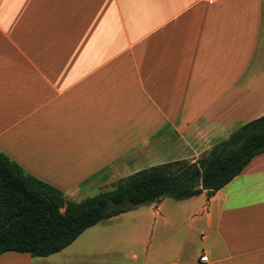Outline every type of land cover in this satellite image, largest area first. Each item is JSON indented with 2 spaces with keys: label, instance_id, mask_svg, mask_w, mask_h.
<instances>
[{
  "label": "crops",
  "instance_id": "1",
  "mask_svg": "<svg viewBox=\"0 0 264 264\" xmlns=\"http://www.w3.org/2000/svg\"><path fill=\"white\" fill-rule=\"evenodd\" d=\"M262 115L264 0H0V151L68 200L194 163ZM0 264H264V151L209 198Z\"/></svg>",
  "mask_w": 264,
  "mask_h": 264
},
{
  "label": "trees",
  "instance_id": "2",
  "mask_svg": "<svg viewBox=\"0 0 264 264\" xmlns=\"http://www.w3.org/2000/svg\"><path fill=\"white\" fill-rule=\"evenodd\" d=\"M264 151V115L217 142L194 163L175 161L138 171L111 191L76 202L25 173L0 151V254L46 257L70 245L87 228L163 197L209 198Z\"/></svg>",
  "mask_w": 264,
  "mask_h": 264
},
{
  "label": "rangeland",
  "instance_id": "3",
  "mask_svg": "<svg viewBox=\"0 0 264 264\" xmlns=\"http://www.w3.org/2000/svg\"><path fill=\"white\" fill-rule=\"evenodd\" d=\"M115 187V183L112 185H106L104 187H98V189L96 191H94V193L101 192V191H106V190H110L112 188ZM84 197V198H83ZM83 199H85V196H81V198L76 199V202L82 201ZM144 206V205H143ZM143 210V209H140Z\"/></svg>",
  "mask_w": 264,
  "mask_h": 264
},
{
  "label": "built area",
  "instance_id": "4",
  "mask_svg": "<svg viewBox=\"0 0 264 264\" xmlns=\"http://www.w3.org/2000/svg\"><path fill=\"white\" fill-rule=\"evenodd\" d=\"M205 1L211 3V2H213V1H215V0H205ZM200 260H201V261H206V260H207V257L203 256V257L200 258Z\"/></svg>",
  "mask_w": 264,
  "mask_h": 264
}]
</instances>
